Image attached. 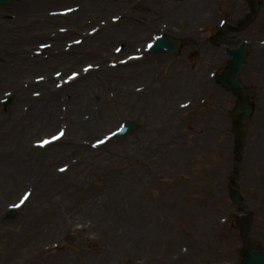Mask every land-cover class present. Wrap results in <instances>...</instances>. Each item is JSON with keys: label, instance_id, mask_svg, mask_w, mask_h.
I'll return each mask as SVG.
<instances>
[{"label": "rangeland", "instance_id": "374dc122", "mask_svg": "<svg viewBox=\"0 0 264 264\" xmlns=\"http://www.w3.org/2000/svg\"><path fill=\"white\" fill-rule=\"evenodd\" d=\"M251 2L0 5V264H240L264 247V0L212 39ZM161 33L178 54L148 50ZM241 42L238 156L215 76Z\"/></svg>", "mask_w": 264, "mask_h": 264}, {"label": "water", "instance_id": "95a60500", "mask_svg": "<svg viewBox=\"0 0 264 264\" xmlns=\"http://www.w3.org/2000/svg\"><path fill=\"white\" fill-rule=\"evenodd\" d=\"M14 0H0V4L10 3ZM180 43L178 40L169 37L166 34H162L156 38L154 43L151 45V50L155 52H174L177 53ZM247 46L242 43L236 49H228V53L232 58L228 61V68L218 77L219 82H221L225 87L234 90L238 94H246V90L243 84L237 80L238 75L242 71V64L246 56ZM249 108L245 110L248 114ZM136 124L127 121L123 124L117 132L114 133L115 137H121L132 130L136 129ZM232 199L236 202L237 199L235 195ZM241 264H264V248L259 251L249 252L245 255Z\"/></svg>", "mask_w": 264, "mask_h": 264}, {"label": "bare ground", "instance_id": "6f19581e", "mask_svg": "<svg viewBox=\"0 0 264 264\" xmlns=\"http://www.w3.org/2000/svg\"><path fill=\"white\" fill-rule=\"evenodd\" d=\"M136 103H137V101H136ZM21 144H22V142L20 143V145H21ZM40 153L42 154V152H40ZM40 159H41V160H44L45 157H43V155H41ZM42 164H43V163H42ZM43 177H44V178H47V177H45V176H43ZM35 257H36V255L33 254V255L30 257V261L34 260ZM21 264H32V263L22 261Z\"/></svg>", "mask_w": 264, "mask_h": 264}, {"label": "snow or ice", "instance_id": "6c2138e0", "mask_svg": "<svg viewBox=\"0 0 264 264\" xmlns=\"http://www.w3.org/2000/svg\"><path fill=\"white\" fill-rule=\"evenodd\" d=\"M61 135H63V133H61ZM44 143L46 144V143H48V141H45ZM42 146H43V145H42Z\"/></svg>", "mask_w": 264, "mask_h": 264}]
</instances>
